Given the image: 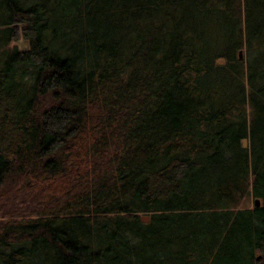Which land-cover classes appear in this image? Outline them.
I'll use <instances>...</instances> for the list:
<instances>
[{
	"label": "trees",
	"instance_id": "1",
	"mask_svg": "<svg viewBox=\"0 0 264 264\" xmlns=\"http://www.w3.org/2000/svg\"><path fill=\"white\" fill-rule=\"evenodd\" d=\"M18 187L0 264H264V0H0Z\"/></svg>",
	"mask_w": 264,
	"mask_h": 264
},
{
	"label": "rangeland",
	"instance_id": "2",
	"mask_svg": "<svg viewBox=\"0 0 264 264\" xmlns=\"http://www.w3.org/2000/svg\"><path fill=\"white\" fill-rule=\"evenodd\" d=\"M19 46H22L24 42L20 39L16 40ZM243 51V46H242ZM242 53V52H241ZM246 143V141H245ZM254 196L247 194L240 202L241 205H251L253 203ZM31 192L24 188L18 187L12 194L8 195L5 200H0V218H5L9 213L18 214L28 213L29 207L32 204Z\"/></svg>",
	"mask_w": 264,
	"mask_h": 264
},
{
	"label": "water",
	"instance_id": "3",
	"mask_svg": "<svg viewBox=\"0 0 264 264\" xmlns=\"http://www.w3.org/2000/svg\"><path fill=\"white\" fill-rule=\"evenodd\" d=\"M241 50H242V48L239 47V49H238V56L241 54ZM245 141H246V137H242V145L245 144ZM253 202H254V204H257L258 203V197L257 196L254 197ZM141 218H147V214L141 215Z\"/></svg>",
	"mask_w": 264,
	"mask_h": 264
}]
</instances>
